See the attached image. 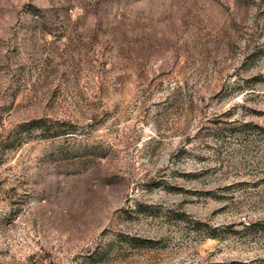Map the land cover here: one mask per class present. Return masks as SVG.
I'll return each mask as SVG.
<instances>
[{"label":"rangeland","instance_id":"374dc122","mask_svg":"<svg viewBox=\"0 0 264 264\" xmlns=\"http://www.w3.org/2000/svg\"><path fill=\"white\" fill-rule=\"evenodd\" d=\"M0 264H264V0H0Z\"/></svg>","mask_w":264,"mask_h":264},{"label":"trees","instance_id":"16d2710c","mask_svg":"<svg viewBox=\"0 0 264 264\" xmlns=\"http://www.w3.org/2000/svg\"><path fill=\"white\" fill-rule=\"evenodd\" d=\"M39 122H40V119H33V120H31V124L33 125V128H40L41 126H40V124H39ZM56 134H54V135H58L57 134V132H55Z\"/></svg>","mask_w":264,"mask_h":264}]
</instances>
